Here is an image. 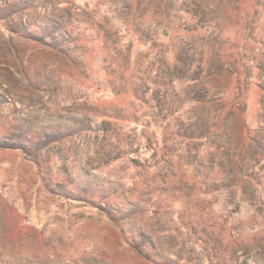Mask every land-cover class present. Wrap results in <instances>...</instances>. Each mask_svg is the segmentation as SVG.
<instances>
[{
  "label": "rangeland",
  "instance_id": "rangeland-1",
  "mask_svg": "<svg viewBox=\"0 0 264 264\" xmlns=\"http://www.w3.org/2000/svg\"><path fill=\"white\" fill-rule=\"evenodd\" d=\"M14 9L24 17L15 15ZM5 23L17 33L8 37L11 32ZM118 26L121 34L116 35ZM26 27L48 43L20 38ZM132 28L157 49L137 45L133 60L125 65ZM76 35L83 40L66 45L68 53L51 46L56 42L52 38L61 44ZM83 44L94 49L86 55L77 53L76 47ZM108 48L112 58L103 54ZM134 56L138 63L143 59V71L154 75L160 70L166 77L193 63L189 73L200 76L202 83L189 95L201 99H212L213 93L222 91L230 96L235 83L230 71H241L242 59L262 65L254 70L253 82L264 85V0H11L8 5L0 0V138L26 146V151L0 146V264H264V159L258 155L240 157L252 178H241L233 167L238 164L234 156L232 163L224 155L223 166L214 161L213 171L203 170L216 186H229V201L234 196L244 201L242 216L231 220L240 237L232 242L219 226H209L205 242L198 239L202 230L198 224L193 229L181 227L183 220L193 218L178 217L179 208L170 206L172 198L154 213L147 201L150 196L131 195L130 181L124 177L132 170L129 158L112 161L114 154L90 153L102 140L96 132L66 136L71 129L78 131L80 121L90 122L94 129L103 125L100 117L91 118V110L99 114L105 108L99 100L104 88L112 97L111 88L105 86L110 77L104 60L113 59L114 67L120 63L122 70L126 66L133 70ZM127 77L128 73L123 88H128ZM112 83L118 86L116 77ZM167 94L173 97L170 91ZM247 100L252 126H259L262 117L258 148H264V92L252 87ZM216 105H198L183 121L184 128L212 123ZM166 112L160 109L159 118ZM225 122L226 132L214 135L222 143L236 133L231 118ZM174 124L172 120L171 127ZM135 139V134L129 137L138 143L131 156L144 160L145 143ZM45 140H51L47 147ZM181 155L189 162L197 158L193 148ZM187 176V181L174 186L179 189L174 198L189 195L197 184L192 173ZM116 180L125 182L123 191L131 204L124 194L111 193ZM85 189L97 202H106L107 208L115 205L123 211L131 209L132 214L118 224L91 204L65 196L70 190L87 194ZM175 226H180L179 231Z\"/></svg>",
  "mask_w": 264,
  "mask_h": 264
},
{
  "label": "trees",
  "instance_id": "trees-1",
  "mask_svg": "<svg viewBox=\"0 0 264 264\" xmlns=\"http://www.w3.org/2000/svg\"><path fill=\"white\" fill-rule=\"evenodd\" d=\"M60 2H63V0H60ZM10 3L11 0H4V5ZM12 12L16 13L15 15H18L20 18L24 17L20 13L22 11L18 9H14ZM2 19L4 20V18ZM5 26L6 30L9 33L11 32L7 35L8 37H11L13 35L12 33H17L8 24L5 23ZM120 27L118 26L117 30L115 29L116 35L121 34ZM131 32L132 45L126 47V51L129 52V62L127 61L125 65H129L133 60L132 52L137 45L144 43L147 49L151 47L155 51L157 49L156 46H151L152 44L150 45L149 41L144 42L141 39L139 29L132 28ZM163 34L167 36V32ZM20 38L29 42L38 41L48 43L43 36H36L28 27H26L25 32L20 34ZM52 39L56 42L55 44L51 42V46L59 48L64 53H68L66 45H72V43L78 44L83 40L81 36L79 37L77 35L71 39L66 37V40L61 44L58 43L60 40H56V38ZM123 39H125L124 36ZM121 46L123 47V44ZM89 48L94 49V47L86 44H83L79 48L76 47L77 53L82 55H86ZM111 51L112 49L108 48V52L105 50L103 54L107 55L106 57L112 58ZM112 60H104L106 64L109 63L107 67H104V70L108 77H110V80L106 82L105 86L111 88L112 97L106 96L105 91L107 88H104L102 98H105L102 99L99 95V100L103 102L105 108L99 114L95 113V110H91L93 112L91 118L96 119L95 117H100L103 125L98 129H94L90 122L80 121L81 126L78 131L71 129L66 136L73 137L80 131L81 133L84 131L86 134L92 131L96 132L98 136H101L102 140L98 149L96 148L97 150L91 149L89 152L92 153L95 151L94 153L100 157H108L114 154L112 161L128 157L132 170L128 176L124 177L130 181L132 187L131 195L136 196L137 199H146V197L150 196L151 198L148 197L147 201L151 202V212L158 213L162 209V206L170 203L166 201L172 198L170 206L179 208L175 211L178 217L189 216L193 218V220H183L181 222L183 229L190 227V229H193L195 224H198L201 227H199V230L202 229L201 236L198 239L206 242V238L209 237L207 233L209 226L213 228L219 226L220 233L224 237L227 236L232 242H235L236 238L240 237V232L232 227L231 220L235 217L242 216L240 212L244 206V201L242 198H237V196H234L236 199L229 201V186L223 184L216 186L215 181L213 182L210 179V173H205L203 170L209 168L213 171L214 161H218V165L223 166L224 162H221L220 159L224 155L228 157L225 158V161L229 159L228 163H232L231 160L234 156L238 164H235L233 167L238 169L241 178H252L253 173L249 174L248 170H244L243 165L245 162L243 163V159L240 157L250 155L251 158L255 154L258 155L260 160L264 159V148H258L259 142L262 140L259 129L263 120L262 117H259L261 124L257 127L252 126L248 118L247 100L252 87L256 86L264 92L263 84L258 81L253 82L254 70L261 68L262 65L258 62L255 64V60L247 62L242 59L240 63L241 71L237 69L230 71L231 77L235 79L233 93L230 96L225 91H222L213 93L212 99H207L208 97L201 99L189 95V90H192L197 84L202 83L200 76L189 73L191 70L189 65H193V63H189L188 66L184 64L186 66H184L185 69L179 71L178 69L176 71L174 70L175 72L168 74L166 77L160 73V70H156L154 75H151L150 72L143 71V65L141 64L143 59H139L141 61L138 63L136 56H134L133 61L136 66L133 67V70H129L128 66L125 67L126 70H122L120 63H116L117 66L114 67V60ZM221 69H224V67ZM221 69L219 68V70ZM126 73H128L126 79V86L128 88H123L121 84ZM115 77L116 81H118V86L112 83V79ZM101 88L102 86L99 85L97 89L100 90ZM169 91L174 98H168L167 93ZM92 101L95 103L97 100ZM211 103L217 104L215 106V120L212 123L209 121L206 124L197 125L196 128H184L183 121L191 118L188 115L196 111L198 105H208ZM110 104L114 106H110ZM160 109H166L167 111L161 118H159L158 114ZM144 110L148 112L143 113ZM150 111H154V115ZM228 118H231L232 124L236 126V133L234 138H230V142L222 143L221 140L218 141L216 139L219 135H214L216 133L221 134L222 132H226L223 126H225V121ZM71 119L69 118V120ZM172 120L176 123L173 127H171ZM212 127L214 132H211ZM133 134H135L139 142L145 143L143 147V155H146L144 160L131 156L133 146L138 144L135 141L129 140V137ZM50 141L45 140L43 147H47V143ZM0 146L13 149L18 148L26 151V146L8 142L2 138H0ZM186 148H193L196 151L197 158L194 161L189 162L183 159L181 154ZM259 164L260 162H257V166ZM188 170H191V172ZM191 173L193 174L194 182L198 185L195 184L192 187L189 195L183 194L174 198V194L179 192V189L174 188V186L177 183L187 181V178H190L187 175L190 176ZM113 183L117 188L115 186V189L111 193L121 197L120 195L124 194L123 188L125 182L116 180ZM194 188H196V191L198 189V192L194 193ZM89 191V189H85L84 192H87V194L83 195L70 190L66 191L65 196L72 202L77 201L78 203L91 204L100 213L109 216L112 220H116L118 224L122 220L129 218L132 214L131 209L123 211L115 205L112 208H107L106 202H97L95 195L92 196ZM189 197L192 199H189ZM103 198L107 197L104 196ZM124 200L128 201V204H131V199L127 194L124 196ZM232 205L239 208L234 210ZM179 229L180 226H175L174 228L176 231H179ZM147 242L152 247H155L152 241L148 240Z\"/></svg>",
  "mask_w": 264,
  "mask_h": 264
}]
</instances>
